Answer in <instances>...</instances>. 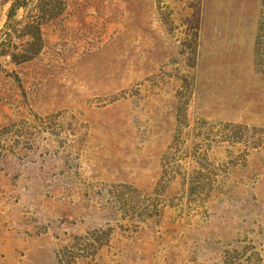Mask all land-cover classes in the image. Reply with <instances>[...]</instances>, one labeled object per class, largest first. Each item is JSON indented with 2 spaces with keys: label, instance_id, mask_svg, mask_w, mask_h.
<instances>
[{
  "label": "rangeland",
  "instance_id": "rangeland-1",
  "mask_svg": "<svg viewBox=\"0 0 264 264\" xmlns=\"http://www.w3.org/2000/svg\"><path fill=\"white\" fill-rule=\"evenodd\" d=\"M38 2L0 0L43 39L0 55V264H264V0Z\"/></svg>",
  "mask_w": 264,
  "mask_h": 264
},
{
  "label": "trees",
  "instance_id": "trees-1",
  "mask_svg": "<svg viewBox=\"0 0 264 264\" xmlns=\"http://www.w3.org/2000/svg\"><path fill=\"white\" fill-rule=\"evenodd\" d=\"M26 6V3H17L16 1L11 5L9 13H8V22H11L14 18L17 10L22 7ZM52 3H49V0H39L37 10L39 12V17L42 15L41 18H38L39 21L48 20L44 16L43 10H47L50 8ZM42 19V20H41ZM26 31L24 32L25 35H30L31 41L24 46L22 52L16 51L12 49V47H3L0 51V55L9 56L11 60L15 63H22L31 58H34L42 49L43 47V39L41 34V26L39 23L33 25L28 23L25 27Z\"/></svg>",
  "mask_w": 264,
  "mask_h": 264
}]
</instances>
